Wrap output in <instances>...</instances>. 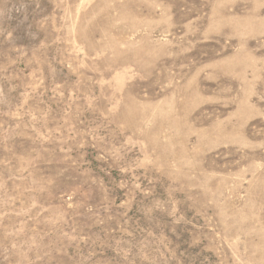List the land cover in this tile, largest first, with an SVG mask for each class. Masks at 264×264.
I'll use <instances>...</instances> for the list:
<instances>
[{
	"label": "rangeland",
	"instance_id": "rangeland-1",
	"mask_svg": "<svg viewBox=\"0 0 264 264\" xmlns=\"http://www.w3.org/2000/svg\"><path fill=\"white\" fill-rule=\"evenodd\" d=\"M0 264H264V0H0Z\"/></svg>",
	"mask_w": 264,
	"mask_h": 264
}]
</instances>
